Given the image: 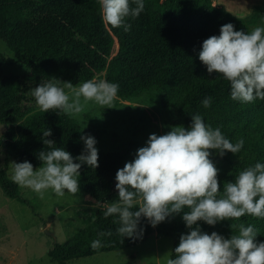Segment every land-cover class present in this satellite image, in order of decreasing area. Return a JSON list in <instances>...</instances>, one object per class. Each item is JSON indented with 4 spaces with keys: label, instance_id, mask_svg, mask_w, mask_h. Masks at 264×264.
I'll return each instance as SVG.
<instances>
[{
    "label": "trees",
    "instance_id": "obj_1",
    "mask_svg": "<svg viewBox=\"0 0 264 264\" xmlns=\"http://www.w3.org/2000/svg\"><path fill=\"white\" fill-rule=\"evenodd\" d=\"M144 4L145 10L138 18L126 19L131 29L125 32L122 27L105 25L97 0H0V40L6 42L10 51H0V94L12 102L20 98L28 84L56 81L72 71L83 81L106 71L105 80L117 83V96L124 99L156 90L164 106L182 119L183 127L188 128L191 115L199 113L206 124L219 127L232 143L244 140L239 153L226 152L227 166H216L222 193L224 183L234 182L240 171L257 162L264 163V100H232L230 83L215 72L209 74L199 60V52L205 39L220 34L223 24L232 23L234 30L251 32L252 26L264 18V5L256 6L246 17H238L213 0H144ZM14 64L24 65L29 72L6 74L4 66ZM206 97L212 98L208 108L201 103ZM91 121L92 127L85 130L76 119L38 109L15 130L10 125L11 118L0 107V122L8 126L3 136L7 155L16 162L27 160L34 168L42 164L38 153L53 149L41 139L44 129L52 132L47 139L70 142L72 146L66 151L75 158L84 150L82 135L95 139L100 135L99 121ZM95 147L98 167L82 165L79 186L96 201L112 203L116 197L109 177L128 162L130 151L106 152L98 143ZM0 186L9 198L29 204L7 169L0 170ZM182 215L183 212L169 217L155 227L142 217L138 227L144 229L143 237L132 240L117 234L119 224L114 221L118 217L105 218L103 210L98 209L91 222L69 241L54 244L48 255L59 264H67L71 259L135 245L154 232L172 237L174 250L180 235L189 232ZM198 223L203 232L216 231L225 238L238 234V228L232 229L231 224L252 225L258 231L256 242H264V218L245 215L214 226ZM108 231L111 236L98 237V233ZM98 238L102 247L93 249L91 243ZM173 250L171 258H175Z\"/></svg>",
    "mask_w": 264,
    "mask_h": 264
},
{
    "label": "clouds",
    "instance_id": "obj_2",
    "mask_svg": "<svg viewBox=\"0 0 264 264\" xmlns=\"http://www.w3.org/2000/svg\"><path fill=\"white\" fill-rule=\"evenodd\" d=\"M97 3L105 25L122 27L125 32L131 29L126 19H136L145 10L144 0ZM199 60L209 74L215 72L230 83L232 100H264V27L245 33L234 30L232 23L223 24L218 36L203 41ZM66 88L67 91L48 81L34 87L31 95L39 111H55L75 119L90 102L102 108L115 107L119 85L105 79H90L78 86L69 82ZM201 103L208 108L212 98L206 97ZM3 127L0 125V130ZM51 134V129H44L41 137L49 147L53 141L47 137ZM80 139L84 150L75 158L57 147L40 151L37 158L42 164L35 169L27 160L11 162V181L35 192L40 199L45 198L48 190L58 198L64 197L65 191L77 194L81 166L98 167L96 139L91 135H82ZM243 145V139L232 143L219 127L213 128L199 113L193 114L188 128L178 125L163 135L150 134L146 146L138 148L135 158L116 172L118 200L97 202L96 207L103 210L105 218L118 217L114 221L119 224L117 234L132 240L143 237L144 229L138 227L142 217L155 227L183 212L189 232L180 235L173 250L175 258H168L166 264H264V242H256L258 231L254 226L231 224L232 229L238 228V234L225 238L216 231L203 232L198 223L214 226L245 215L264 218V163L257 162L240 171L234 182L224 183L221 193L219 169L210 159V150H217L223 157L226 152L239 153ZM111 235V231L98 233V237ZM91 247H102L101 240L92 241Z\"/></svg>",
    "mask_w": 264,
    "mask_h": 264
},
{
    "label": "rangeland",
    "instance_id": "obj_3",
    "mask_svg": "<svg viewBox=\"0 0 264 264\" xmlns=\"http://www.w3.org/2000/svg\"><path fill=\"white\" fill-rule=\"evenodd\" d=\"M258 26L264 27V18L254 24L252 30ZM0 51L10 54L4 40H0ZM4 72L24 75L29 70L24 65L14 64L4 66ZM105 73L106 71L99 72L92 79H105ZM76 74V71H72L53 82L65 87L67 91V83L78 86L85 82ZM46 82L48 81L42 80L28 84L20 98L12 102L5 101L0 94V107L6 116L11 118L10 125L15 130L27 116L38 110L31 91L40 83ZM75 119L85 130L92 127V119L99 121L100 127L97 129L100 130V135L96 139L99 147L106 152L128 149V162L135 158L138 148L146 146L150 134L163 135L170 131L172 126H183L182 119L164 106L161 94L156 90L140 92L127 99L117 96L115 107L112 108H102L90 102L85 111ZM0 125H4L0 130V170L7 169L10 176L11 162L15 159L7 155L3 145V136L8 126L1 122ZM51 140L53 148L67 150L72 146L68 141L55 138ZM210 151V159L215 166L228 165L226 153L221 157L217 150ZM115 176L109 178L113 181L112 194L117 201ZM20 194L29 200V204L9 198L0 186V264H59L49 257V250L56 243L69 241L81 227L94 219L99 209L96 207L98 201L81 188L75 195L65 191L64 197L61 198L48 190L45 198L40 199L35 192L21 187ZM173 247L172 237L154 232L135 245L71 259L67 264H166L167 259L171 258Z\"/></svg>",
    "mask_w": 264,
    "mask_h": 264
},
{
    "label": "crops",
    "instance_id": "obj_4",
    "mask_svg": "<svg viewBox=\"0 0 264 264\" xmlns=\"http://www.w3.org/2000/svg\"><path fill=\"white\" fill-rule=\"evenodd\" d=\"M215 5L224 7L235 16H248L252 14L251 10L256 6H262L264 0H213ZM238 16V17H239Z\"/></svg>",
    "mask_w": 264,
    "mask_h": 264
}]
</instances>
